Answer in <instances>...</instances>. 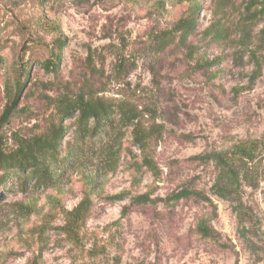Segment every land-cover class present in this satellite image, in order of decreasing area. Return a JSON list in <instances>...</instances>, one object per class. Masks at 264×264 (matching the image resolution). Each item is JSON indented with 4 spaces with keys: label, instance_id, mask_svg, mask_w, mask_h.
<instances>
[{
    "label": "rangeland",
    "instance_id": "374dc122",
    "mask_svg": "<svg viewBox=\"0 0 264 264\" xmlns=\"http://www.w3.org/2000/svg\"><path fill=\"white\" fill-rule=\"evenodd\" d=\"M81 97L138 117L48 187L2 184L0 264H264V0H0V152L61 126L64 154Z\"/></svg>",
    "mask_w": 264,
    "mask_h": 264
},
{
    "label": "trees",
    "instance_id": "16d2710c",
    "mask_svg": "<svg viewBox=\"0 0 264 264\" xmlns=\"http://www.w3.org/2000/svg\"><path fill=\"white\" fill-rule=\"evenodd\" d=\"M191 13L188 17L179 19L175 25L174 31L179 33L178 41L180 42H186L187 37L195 30L196 21L192 11ZM59 47L60 45L58 48ZM48 65L51 67L50 69L56 70L55 66L52 64L49 63ZM24 73L26 77L23 81L20 82L18 79L13 83V95L5 106L3 116H6L8 112L15 107L19 90L25 85L29 71L24 70ZM73 110L77 112L75 117L76 126L74 130L76 142L75 144L72 143L69 145L66 152L61 156L59 155L60 150L57 149L59 138L61 137V134H63V131H65V128L61 126H57L54 130L53 141L50 144L44 142L42 145L40 144L41 140L35 139H33L34 141L25 140L21 142L18 149L14 152H0V191L2 184L5 182L11 184L14 183V181L20 180L19 186H25L29 181L26 177L27 175L35 177L32 186L48 187V185L53 184L59 178V175L62 173L60 169L66 168L65 164L72 162L85 152L95 151L93 148L95 143L94 140L96 138L100 139L101 135H105L106 129L112 124V116L116 111H118L119 118H121L124 123H129V121L138 117L137 112L132 111L127 106L103 103L96 98L88 100L81 97L77 100H73L70 104L64 105L61 112L63 116H69ZM49 147L54 151L51 158L52 162L50 164H43L41 156L46 149H49ZM214 160L217 164H220L221 179H231L233 174L228 166H226L225 163H221V160L218 157H214ZM227 185H224L223 182L219 181V183L215 185L213 190L214 193L223 198L232 196L233 192ZM188 193V191H182L179 195L187 196ZM202 229L204 228L202 227Z\"/></svg>",
    "mask_w": 264,
    "mask_h": 264
}]
</instances>
